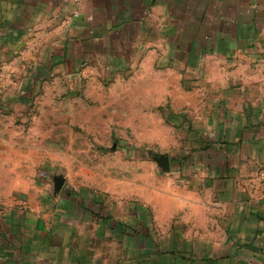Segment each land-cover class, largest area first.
I'll list each match as a JSON object with an SVG mask.
<instances>
[{
	"label": "crops",
	"instance_id": "0c3cea01",
	"mask_svg": "<svg viewBox=\"0 0 264 264\" xmlns=\"http://www.w3.org/2000/svg\"><path fill=\"white\" fill-rule=\"evenodd\" d=\"M142 64L193 112L177 182L140 204L0 194V264H264V0H0V192L34 173L42 83Z\"/></svg>",
	"mask_w": 264,
	"mask_h": 264
},
{
	"label": "rangeland",
	"instance_id": "374dc122",
	"mask_svg": "<svg viewBox=\"0 0 264 264\" xmlns=\"http://www.w3.org/2000/svg\"><path fill=\"white\" fill-rule=\"evenodd\" d=\"M155 74L142 64L120 76L42 83L23 127L31 155L25 164L34 173L18 176L25 190L1 191L2 197L140 204L176 183L155 158L167 156L177 167L183 151L192 150L187 128L194 116L174 108L175 79L173 95H164Z\"/></svg>",
	"mask_w": 264,
	"mask_h": 264
},
{
	"label": "water",
	"instance_id": "95a60500",
	"mask_svg": "<svg viewBox=\"0 0 264 264\" xmlns=\"http://www.w3.org/2000/svg\"><path fill=\"white\" fill-rule=\"evenodd\" d=\"M157 162L162 166L164 172H168L170 170V160L167 156H161L159 158H155Z\"/></svg>",
	"mask_w": 264,
	"mask_h": 264
}]
</instances>
